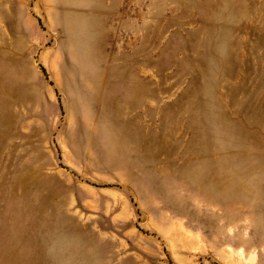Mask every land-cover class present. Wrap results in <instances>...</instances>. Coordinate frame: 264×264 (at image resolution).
Returning a JSON list of instances; mask_svg holds the SVG:
<instances>
[{"label": "rangeland", "instance_id": "1", "mask_svg": "<svg viewBox=\"0 0 264 264\" xmlns=\"http://www.w3.org/2000/svg\"><path fill=\"white\" fill-rule=\"evenodd\" d=\"M0 264H264V0H0Z\"/></svg>", "mask_w": 264, "mask_h": 264}, {"label": "bare ground", "instance_id": "2", "mask_svg": "<svg viewBox=\"0 0 264 264\" xmlns=\"http://www.w3.org/2000/svg\"><path fill=\"white\" fill-rule=\"evenodd\" d=\"M70 30H71L72 34H76V35H77V37H76L73 41H76V45H75V47H76L77 50H79V53H78V51H77L78 57L81 58V59L83 60V62H84V59H83L82 53H83V51L85 50V46H86V45H82V44L80 43V38L82 37V32H81L82 30H81L80 28H77L76 26H75V27L72 26V27L70 28ZM79 30H80V31H79ZM78 39H79V40H78Z\"/></svg>", "mask_w": 264, "mask_h": 264}]
</instances>
